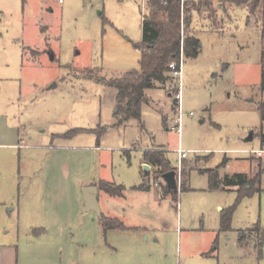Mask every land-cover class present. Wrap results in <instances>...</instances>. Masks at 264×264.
<instances>
[{
	"label": "rangeland",
	"instance_id": "1",
	"mask_svg": "<svg viewBox=\"0 0 264 264\" xmlns=\"http://www.w3.org/2000/svg\"><path fill=\"white\" fill-rule=\"evenodd\" d=\"M193 1L201 53L183 60L180 80L146 91L139 121L118 114L108 81L140 70L133 43L146 0H0V117L22 143L0 145V238L16 242L20 264H264L255 229L264 231V190L244 196L221 230L237 190L211 189L201 172L227 159L221 176L260 174L264 186L255 103L264 96V20L257 11L249 23L248 7L231 0L226 10ZM74 129L84 130L64 135ZM148 148L166 151L177 171L178 191L163 199L155 167L151 189H134ZM101 181L125 186L126 198L98 194L123 229L105 231L86 209L84 188Z\"/></svg>",
	"mask_w": 264,
	"mask_h": 264
},
{
	"label": "trees",
	"instance_id": "2",
	"mask_svg": "<svg viewBox=\"0 0 264 264\" xmlns=\"http://www.w3.org/2000/svg\"><path fill=\"white\" fill-rule=\"evenodd\" d=\"M238 5H248L251 13L259 11L264 20V0H231ZM196 1L187 0L182 7L180 0H148L146 12L142 14V39L133 43L141 52L140 70L126 71L119 73L108 81V85L115 88V102L118 114L124 118H136L141 121L142 104L146 100V91L157 88L158 84L165 85L170 79L178 80L171 74L170 63L175 61L180 67L182 53L185 58H195L201 53V39L191 30L193 20V9ZM205 3L211 9L213 0H198ZM183 50V51H182ZM262 71L260 90L264 93V53L261 56ZM176 83V95L179 93V83ZM260 115L261 125L258 136L264 149V96L255 101ZM174 104L179 105L175 97ZM179 107V106H178ZM84 129H74L64 134L71 136ZM255 135V132H253ZM144 168H156V172L165 173L172 169L167 153L161 149H147L143 153ZM225 159L215 169L202 170L207 173L210 180L211 189H230L235 187L238 193L236 203L221 216V230H228L231 226V215L244 196L253 195L264 190L262 177L255 174L250 177L246 173L236 172L233 174L220 175L219 169L226 165ZM262 165V160H258V167ZM147 174V175H148ZM185 182H183L184 184ZM99 188L112 196H125V186L116 185L106 181H101ZM135 189H149V183L135 186ZM166 196L175 193L168 186L161 190ZM101 225L105 231L110 229H123L125 224L118 218L101 215ZM256 231L264 235L259 225Z\"/></svg>",
	"mask_w": 264,
	"mask_h": 264
},
{
	"label": "crops",
	"instance_id": "3",
	"mask_svg": "<svg viewBox=\"0 0 264 264\" xmlns=\"http://www.w3.org/2000/svg\"><path fill=\"white\" fill-rule=\"evenodd\" d=\"M223 1H225V6L222 3ZM214 2L218 5L220 10H222V9L226 10L225 8H228V6H227L229 4L228 0H214ZM235 5H238V4H235ZM246 6L248 7V9H247L248 12H250L249 6L248 5H246ZM251 14L252 13L250 12V14L248 15L249 16V19H248L249 23H252V21H251L252 19H250ZM196 20L197 21L199 20L198 15H195L193 17L192 24H191V30H192V32H194L199 37L198 28L195 27V23H197ZM252 24H254V23H252ZM256 25H258V24H256ZM221 30L222 29H216L215 27L213 29V31L217 32V33L223 32ZM262 43H263V45L262 44L261 45H262V47L264 49V34H263ZM201 50H202V48H201ZM20 136L21 135H20L19 129H17L16 127H13V126H8L6 124V122H5V120H3L2 117H0V145H5V146H9L11 148H16V147L22 145L21 140H20ZM150 149H153V148H150ZM228 161H229V159H228ZM142 163H143V166H144V160L142 161ZM227 174H232V173H227ZM246 174H248V173H246ZM143 176H144V181L142 183H140L139 185H141L143 183H149L150 184V188L149 189H142V190L134 188L135 190L148 191V190L151 189L150 178H149V182H145V178L149 177V175H145V173H144ZM136 186H138V185H136ZM99 191H100V188L98 187V194H99ZM158 192H159L158 194L161 196L162 199L167 197V195L166 196L162 195V191L160 189H158ZM110 196H112V195H110ZM117 197H119V196H117ZM121 198H126V194H125L124 197H121ZM9 210H11L13 212L14 211H18L19 212L18 213V217L20 216V207H18L17 205L16 206L14 205L12 208H9ZM102 214L105 215V216H108V217L118 218V219L121 220V218H119L118 216H114L113 214L112 215L111 214H107L106 215V214H104V212H102ZM11 226H16L17 227L18 224L17 223H13V224H11ZM42 229L45 232L46 229L45 228H42ZM110 230H113V229H110ZM113 248H114V251L118 250L115 247H113ZM113 263L114 264H116V263L118 264V261L116 262L115 259H113ZM0 264H20L19 246L16 244V242H8V241L5 242L2 238H0Z\"/></svg>",
	"mask_w": 264,
	"mask_h": 264
},
{
	"label": "water",
	"instance_id": "4",
	"mask_svg": "<svg viewBox=\"0 0 264 264\" xmlns=\"http://www.w3.org/2000/svg\"><path fill=\"white\" fill-rule=\"evenodd\" d=\"M54 58V55H51ZM253 138V131L247 137V140L250 141ZM145 175L148 174V169L144 170ZM162 178L166 182L167 186L174 191H178L179 185L177 180V171L169 170L162 174ZM145 182H149V177L145 178ZM84 201L86 204V209H94L100 215H102L99 200H98V187L96 186H87L84 188Z\"/></svg>",
	"mask_w": 264,
	"mask_h": 264
},
{
	"label": "built area",
	"instance_id": "5",
	"mask_svg": "<svg viewBox=\"0 0 264 264\" xmlns=\"http://www.w3.org/2000/svg\"><path fill=\"white\" fill-rule=\"evenodd\" d=\"M60 2L62 1V0H59ZM146 1H148V0H146ZM181 1V3H182V7H183V5L185 4V2L187 1V0H180ZM183 51V50H182ZM183 60H184V57H183V53H182V58H181V63H180V67H178V64H177V62H175V61H173V62H171L170 63V68H171V74H172V76L174 77V78H176V79H181V73H182V64H183ZM176 98L178 99V103H179V110H180V100H181V96H180V91H179V93L176 95ZM191 115H194V113H192L191 112ZM172 128H174V129H176L177 130V132H180V121L179 120H177V126H174V127H172ZM180 152V151H179ZM256 153H257V155H262L263 153H264V149H260V150H258V151H256ZM181 157V156H180ZM184 156H182L181 158H183Z\"/></svg>",
	"mask_w": 264,
	"mask_h": 264
}]
</instances>
